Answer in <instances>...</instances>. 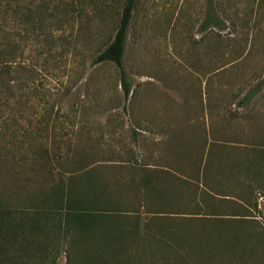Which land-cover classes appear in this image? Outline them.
<instances>
[{"label":"rangeland","instance_id":"374dc122","mask_svg":"<svg viewBox=\"0 0 264 264\" xmlns=\"http://www.w3.org/2000/svg\"><path fill=\"white\" fill-rule=\"evenodd\" d=\"M125 1L0 0V67L11 69L0 85L14 90L0 114V128L12 122L0 145V205L27 210L51 170H63L88 136L100 137L81 129L85 116L117 114L121 146L148 155L151 135L136 145L127 128L140 85H228L237 111L233 103L249 91V106L264 97V0H136L123 56L127 98L119 67L93 62L113 40ZM252 206L243 219L78 217L51 240L48 221L38 237L54 248L46 264H264V195ZM33 216L25 215L43 226ZM80 226L92 237L79 239Z\"/></svg>","mask_w":264,"mask_h":264},{"label":"crops","instance_id":"0c3cea01","mask_svg":"<svg viewBox=\"0 0 264 264\" xmlns=\"http://www.w3.org/2000/svg\"><path fill=\"white\" fill-rule=\"evenodd\" d=\"M196 82L139 86L127 128L136 145L151 135L145 157L144 146L141 157L121 146L117 114L85 116L81 129L100 137L88 136L63 170L52 169L47 189L27 208L55 189L79 211L248 218L255 194L264 195V97L249 106L246 94L233 103L244 109L237 111L228 106V85Z\"/></svg>","mask_w":264,"mask_h":264},{"label":"trees","instance_id":"16d2710c","mask_svg":"<svg viewBox=\"0 0 264 264\" xmlns=\"http://www.w3.org/2000/svg\"><path fill=\"white\" fill-rule=\"evenodd\" d=\"M135 5L136 0L125 1L119 27L113 40L93 61L95 64L111 61L119 67L121 87L126 98L131 94L132 86L123 67V56ZM10 73V65L8 62H5L0 67V76L8 78ZM2 82L3 84L0 85V114L7 112L6 110L10 107V100L14 97L13 85H9L7 80H2ZM22 87L23 85H19L18 89ZM252 92L249 91L245 97H250ZM20 114L22 115L23 111ZM11 123L8 117L4 118L2 127L0 128V145L8 142L7 136L11 129ZM63 194V191H55V189L50 195L45 192L40 204H35L32 210L30 208H27V210L12 209L10 206L0 205V258L4 256L7 264H46L47 260H50L54 249L46 243L47 241L45 240L47 238H50V240L52 237L57 239L63 232H69V228L71 227L66 226V224L72 219L84 216L106 215L90 211L73 210L69 202L65 203ZM26 214H35L36 216L33 217H37L38 219L43 217L45 219L43 226L37 222L35 223L33 219L29 223L28 219L30 220V218L27 219L25 217ZM48 221H50V226L47 223ZM45 225L49 226V231L45 234L46 239H41V236L38 237V234L43 232L41 230ZM80 227V231L83 234L81 233L80 237L78 235L79 239L88 240L92 237L87 238V229L84 226ZM60 228L66 230H62L61 232L59 231ZM182 249L184 251L182 255H186L187 248Z\"/></svg>","mask_w":264,"mask_h":264}]
</instances>
